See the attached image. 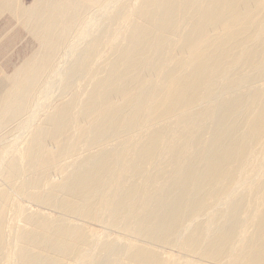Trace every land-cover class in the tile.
I'll list each match as a JSON object with an SVG mask.
<instances>
[{"label": "bare ground", "instance_id": "bare-ground-1", "mask_svg": "<svg viewBox=\"0 0 264 264\" xmlns=\"http://www.w3.org/2000/svg\"><path fill=\"white\" fill-rule=\"evenodd\" d=\"M28 1L0 0L40 41L0 76V142L30 137L0 264H264V0Z\"/></svg>", "mask_w": 264, "mask_h": 264}, {"label": "rangeland", "instance_id": "rangeland-1", "mask_svg": "<svg viewBox=\"0 0 264 264\" xmlns=\"http://www.w3.org/2000/svg\"><path fill=\"white\" fill-rule=\"evenodd\" d=\"M23 3L25 4V5H28V6H30L31 4V2L30 1H24L23 0ZM20 23V22H19ZM18 27H22V29H21V31H19L18 32V35L17 36H19V37H27L26 38V41H25V45L20 49V51L17 53V55L14 57V60H16V64L14 65V68L11 70V71H7V70H5V68H4V66H2L1 64H0V76L2 77L3 75H1L2 73L1 72H3V73H5V74H13V73H15V69L16 68H19L18 66H22V63L24 64L25 62H26V60H27V57H28V59L30 58V56H32L33 54H35V53H33V52H35V51H38V49L40 48V46H39V40H38V38H37V36L35 35V31L33 32L32 30H31V28L28 26V25H25V23L23 24L22 22L20 23V25H18ZM28 28V29H27ZM25 29H27V30H25ZM33 34V35H32ZM36 39V40H35ZM32 54V55H31ZM0 77V78H1ZM56 91H55V97H56V99L58 100L59 99V93H60V91H57L58 89H55ZM59 92V93H58ZM58 97V98H57ZM56 103V102H55ZM55 103H50L51 104V106H50V104L48 105V103L45 105L46 106V108L44 109V110H42L40 113H39V117H40V119H44L43 117H44V115H45V113L46 112H49V111H51V110H53V107H54V105H55ZM48 110V111H47ZM43 112H45V113H43ZM28 118V116H25V119H27ZM27 133H28V135H27ZM22 135H24V138L22 139V137L21 136H19L18 135V138H17V140L15 139V137L14 136H10V138H9V140L8 141H2L3 142V144L0 142V150L3 148V149H5L6 147H7V145H8V147H10V146H15V142H17L18 140V142H17V145L20 143H22L21 145L19 144L17 147L15 146V148L16 149H18V148H25V145H27L28 144V140H29V138H28V140L26 139L28 136H29V131H27L26 132V135L23 133ZM13 137V138H12ZM21 137V138H20ZM11 139H12V141H11ZM14 139V140H13ZM20 139H22V140H20ZM25 140V144H23V141ZM22 141V142H21ZM7 142V143H6ZM10 142V143H9ZM11 142H14V143H12L11 144ZM26 142H27V144H26ZM2 144V145H1ZM6 144V147L4 146ZM10 145V146H9ZM4 146V147H3ZM21 146V147H20ZM2 147V148H1ZM8 147L6 148V149H8ZM10 150H12V149H10L9 148V151ZM13 152L11 153L12 155H14L15 154V149H13L12 150ZM7 188V185L6 184H4V182H3V180H2V178H0V189H6ZM21 198L22 197H16L15 198V203L17 204L18 202H19V205L21 206V208H25V209H27L28 210V212L29 211H31V210H37L38 209V207H36V206H33L31 203H29L25 198H22V200H21ZM17 199V200H16ZM24 199V200H23ZM19 200V201H18ZM24 204H26V205H24ZM28 204H30V205H28ZM18 205V204H17ZM26 206V207H25ZM36 207V208H35ZM33 208V209H32ZM45 212H48L49 213V210H47V211H45ZM11 214H13V215H11ZM49 214H54L53 212H51V213H49ZM12 217V218H15V220H13L14 222H12V220L10 219V218H8V222H10L11 221V223H9V226H11L10 228H11V230H12V232H11V234H13V238H14V235H15V233H19L20 231H21V229H23L24 227H25V223L22 221V218H21V216H19V215H15V213H14V211L13 212H10L9 213V215H8V217ZM16 216V217H15ZM20 217V218H19ZM19 218V220H17ZM10 220V221H9ZM16 221H18V222H16ZM13 223H14V225H13ZM10 224H12V225H10ZM18 226V227H17ZM86 226H88V228L90 229V231H91V233H96V235L97 236H99V237H103L102 235H104V237L105 236H108V237H110V238H115V237H117V236H119L117 233H115V232H110V231H107L106 232V230L102 227V226H100V225H95V224H86ZM12 227H14L13 229H12ZM16 228V230H14ZM17 231V232H16ZM104 232H105V234H104ZM12 236V235H11ZM11 238V237H10ZM12 238V239H13ZM121 240H123V242H129L130 240L128 239V238H126V239H124V238H122L121 237ZM165 252V251H164ZM173 252V253H172ZM165 253H167L166 254V256H168V255H172V256H176L177 255V252L176 251H171V250H166V252ZM175 253V254H174ZM81 264V263H80ZM83 264V263H82ZM84 264H86L85 262H84Z\"/></svg>", "mask_w": 264, "mask_h": 264}, {"label": "crops", "instance_id": "crops-1", "mask_svg": "<svg viewBox=\"0 0 264 264\" xmlns=\"http://www.w3.org/2000/svg\"><path fill=\"white\" fill-rule=\"evenodd\" d=\"M0 8H3L0 10L1 14L3 12L7 14H2V18L0 16V64L4 66L5 70L11 71L16 64L14 57L25 45L27 37L17 36L22 27H18L20 23L14 19L13 15H10V8L8 7V9L6 6L5 11V6Z\"/></svg>", "mask_w": 264, "mask_h": 264}]
</instances>
